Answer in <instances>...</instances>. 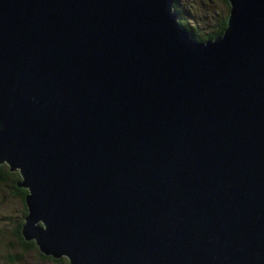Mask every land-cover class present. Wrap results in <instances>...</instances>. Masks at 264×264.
Segmentation results:
<instances>
[{
	"label": "water",
	"instance_id": "95a60500",
	"mask_svg": "<svg viewBox=\"0 0 264 264\" xmlns=\"http://www.w3.org/2000/svg\"><path fill=\"white\" fill-rule=\"evenodd\" d=\"M174 1L0 0V164L42 255L264 264V0L205 42Z\"/></svg>",
	"mask_w": 264,
	"mask_h": 264
},
{
	"label": "rangeland",
	"instance_id": "374dc122",
	"mask_svg": "<svg viewBox=\"0 0 264 264\" xmlns=\"http://www.w3.org/2000/svg\"><path fill=\"white\" fill-rule=\"evenodd\" d=\"M179 3L189 25L197 23L203 32H210L220 19L227 17L228 5L225 0H179ZM14 172L19 175V171ZM15 177L18 178L11 175L7 181L0 183V264H12L8 257L23 250L22 244L12 234L22 220L24 211L23 199L12 189ZM66 259L47 258L39 250L33 249L30 252L27 250L23 259L16 264H68Z\"/></svg>",
	"mask_w": 264,
	"mask_h": 264
},
{
	"label": "trees",
	"instance_id": "16d2710c",
	"mask_svg": "<svg viewBox=\"0 0 264 264\" xmlns=\"http://www.w3.org/2000/svg\"><path fill=\"white\" fill-rule=\"evenodd\" d=\"M175 2L176 3H175L174 9L179 15V23L181 24L182 27H184L185 29H187L191 32L192 37L195 40H197L199 42H205V41H209V40H214L215 38H217L223 34V32L227 26L228 16L226 18L220 19L219 22L217 23V25L210 32H203L200 30L199 25L197 23L196 24L194 23V25L191 24L192 26L189 25L190 23L187 22L184 18V12L181 9L178 0H176ZM14 173L15 172H13V171L10 172V168L6 163L0 164V183H2L3 180H8V178L11 175L18 176V178L15 177L13 189L16 192V194L19 195V197L23 199V203H24V211H23L22 220L15 226V229L12 232L13 236L15 238H17L18 241L22 244L23 250H21L19 253H14L8 257V259L11 260L12 264H16L19 261H21L27 250L29 252H30V250H33V249L39 250L34 241L27 242V241H25V239L22 236V227L25 223V217L27 216V207H26V203H25V198H26L28 191L26 189H22V188L18 187V184L20 183L22 177H21L20 173H19V175L17 173H15V174ZM17 191H19V192H17ZM47 258H51V257H47ZM67 262H68V264H70V262L68 260H67Z\"/></svg>",
	"mask_w": 264,
	"mask_h": 264
},
{
	"label": "flooded vegetation",
	"instance_id": "af4514ba",
	"mask_svg": "<svg viewBox=\"0 0 264 264\" xmlns=\"http://www.w3.org/2000/svg\"><path fill=\"white\" fill-rule=\"evenodd\" d=\"M175 1H176V0H175ZM175 1H174V7H175V3H176ZM178 2H179V0H178ZM179 4H180V3H179ZM5 181H7V180H3L2 182H5ZM19 188H20V187H19ZM12 189H13V185H12ZM13 190H14V189H13ZM17 192H19V191H17Z\"/></svg>",
	"mask_w": 264,
	"mask_h": 264
},
{
	"label": "bare ground",
	"instance_id": "6f19581e",
	"mask_svg": "<svg viewBox=\"0 0 264 264\" xmlns=\"http://www.w3.org/2000/svg\"><path fill=\"white\" fill-rule=\"evenodd\" d=\"M193 7H194V6H193ZM3 164H5V163H3ZM6 164H7V163H6ZM14 171H18V170H13V172H14ZM27 191H28V190H27ZM25 199H26V198H25ZM25 203H26V200H25ZM67 260H68V259H67Z\"/></svg>",
	"mask_w": 264,
	"mask_h": 264
}]
</instances>
